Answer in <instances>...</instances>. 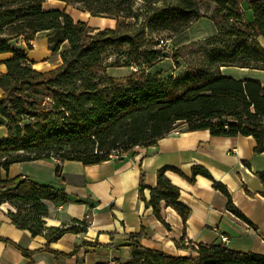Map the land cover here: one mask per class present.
Returning a JSON list of instances; mask_svg holds the SVG:
<instances>
[{
  "label": "trees",
  "instance_id": "16d2710c",
  "mask_svg": "<svg viewBox=\"0 0 264 264\" xmlns=\"http://www.w3.org/2000/svg\"><path fill=\"white\" fill-rule=\"evenodd\" d=\"M44 1L0 0V56H9L0 61L5 68L0 72V126L6 130V137L0 138V205L13 207L7 215L17 229L32 237L45 231L46 250L66 232H83L86 223L45 229L43 201L65 205L70 200L62 187L24 176L2 178L14 163L54 158V174L59 176L65 161L94 165L109 160L118 148L130 152L152 146L179 122L186 131L207 130L216 137L251 136L254 153L264 152V84L220 71H264V49L256 40L264 38V0L246 2L250 22L242 0H204L213 5L208 16L200 13L202 0H143L139 14L132 9L135 0H73L93 17L114 18L113 28L103 29L74 21L65 11H44ZM202 17L214 24L215 34L175 49L168 58L151 41L164 33L177 35ZM38 33H45L48 50L60 58V65L46 72L35 70L19 49L22 42L31 50L30 41ZM165 59L171 60L174 71L180 61L183 69L166 74L156 68ZM109 68L131 69L118 78L108 75ZM168 171L178 172L159 169L148 199L140 173L138 196L162 223L165 207L185 222L188 209L178 201ZM197 175L209 179L226 197V208L245 220L222 184L202 167L192 168V180ZM256 176L264 185V172ZM141 237L142 231L130 235L126 263L95 264H264V255L234 252L221 243L198 244L189 256L175 257L141 246L135 240ZM14 247L30 260L31 251Z\"/></svg>",
  "mask_w": 264,
  "mask_h": 264
},
{
  "label": "crops",
  "instance_id": "0c3cea01",
  "mask_svg": "<svg viewBox=\"0 0 264 264\" xmlns=\"http://www.w3.org/2000/svg\"><path fill=\"white\" fill-rule=\"evenodd\" d=\"M247 1L242 0V8L250 22L252 17ZM207 7L208 13L201 9L200 13L208 16L213 5L209 3ZM42 9L65 11L73 19L77 12L93 20L96 18L73 0H45ZM202 21L211 23L212 29L203 30ZM215 32L214 24L202 17L168 39L173 49H177L213 36ZM256 40L264 49V38ZM21 43L19 49L25 50L35 70L46 72L60 65L59 55L47 49L45 33L36 34L30 41L31 50H26ZM51 56H55L52 64L49 63ZM8 57L1 55L0 61ZM4 71V66L0 65V72ZM220 71L236 80L252 78L264 84V71L234 67ZM177 72L170 71L172 74ZM5 137V127L0 126V138ZM254 146L251 136L216 137L207 130L186 131L179 122L156 144L135 147L120 160H106L94 165L65 161L59 176L54 174V158L14 163L7 172L1 173L2 178L24 176L62 187L70 200L65 205L43 201L47 209L43 218L45 229L78 228L80 222H85L86 228L83 232L64 233L46 250L45 231L32 237L28 231L17 229L7 215L13 207L1 204L0 264H29L30 261L32 264L126 263L130 259V235L141 231L144 237L135 239L141 246L175 257L189 256L190 248L198 244H220L223 236L229 240V250L264 255V185L256 176V173L264 172V152L254 153ZM163 167L178 171H168L167 177L178 189V201L188 209L185 222L173 208L165 207L164 224L139 199L140 173L144 174L146 186L143 195L148 199L149 188L156 184V173ZM193 167H202L215 182L226 188L233 206L245 220L226 208V197L214 189L209 179L197 175L192 180ZM93 243L97 246L92 247ZM14 245L31 251L30 260Z\"/></svg>",
  "mask_w": 264,
  "mask_h": 264
},
{
  "label": "rangeland",
  "instance_id": "374dc122",
  "mask_svg": "<svg viewBox=\"0 0 264 264\" xmlns=\"http://www.w3.org/2000/svg\"><path fill=\"white\" fill-rule=\"evenodd\" d=\"M160 3L161 2L159 1L156 4L160 5ZM207 5H209V2H206L204 0L201 1L200 9H201L202 12L208 13L209 7H207ZM144 6H145V2L143 0H135L132 9H133V11L136 14H139V13L142 12L141 8H143ZM80 7L83 8L81 5H80ZM71 8H74V6L71 7ZM95 17L96 18L93 20L90 17L89 18L85 17L81 12H77V13L74 14V19H76L75 21H77V22H85L91 28L92 27L100 28V29L113 28V26L115 24L114 18L104 17L106 19L101 20V18H103V17H100V16H95ZM118 19H119V21H122V22H124L126 24H133L134 23L133 19L123 18V17H119ZM141 21H142V19H139L138 24ZM201 25H203L202 26L203 30L212 29V25L208 21H202ZM179 37H183V36H179ZM168 38L169 37H167V34H162V35H159V36H156V37L152 38L151 41H152L153 44H156V45L158 44L156 46V48H159V49L163 50L164 52H168L170 54L175 49H173L172 42ZM54 60H55V56H51V58L49 59V63L52 64L54 62ZM173 66H174L173 63H171L168 59H165L162 62L158 63L156 65V68L161 69V70H163V72L168 74L170 71L174 70ZM130 69H127V68H109L107 73H108L109 76L122 78V77L127 76L130 73ZM142 69H144V68H142ZM145 69H146V67H145ZM182 69H183V63L180 61V68H179L178 71H180ZM134 70H135V68L133 67L132 71H134Z\"/></svg>",
  "mask_w": 264,
  "mask_h": 264
},
{
  "label": "built area",
  "instance_id": "2783aa9c",
  "mask_svg": "<svg viewBox=\"0 0 264 264\" xmlns=\"http://www.w3.org/2000/svg\"><path fill=\"white\" fill-rule=\"evenodd\" d=\"M128 154V152L126 150H123L121 148H118V149H115L113 150L110 154H109V160H120L124 157H126ZM55 162L57 163L58 160L55 159ZM221 240V244L225 246V244H228L229 243V240L227 237L223 236L220 238Z\"/></svg>",
  "mask_w": 264,
  "mask_h": 264
},
{
  "label": "water",
  "instance_id": "95a60500",
  "mask_svg": "<svg viewBox=\"0 0 264 264\" xmlns=\"http://www.w3.org/2000/svg\"><path fill=\"white\" fill-rule=\"evenodd\" d=\"M163 57L168 58L169 57V53L168 52H163Z\"/></svg>",
  "mask_w": 264,
  "mask_h": 264
},
{
  "label": "bare ground",
  "instance_id": "6f19581e",
  "mask_svg": "<svg viewBox=\"0 0 264 264\" xmlns=\"http://www.w3.org/2000/svg\"><path fill=\"white\" fill-rule=\"evenodd\" d=\"M226 246L228 245V244H225Z\"/></svg>",
  "mask_w": 264,
  "mask_h": 264
}]
</instances>
